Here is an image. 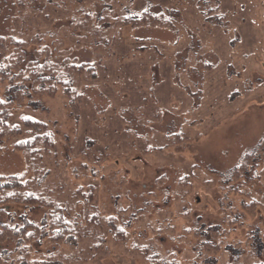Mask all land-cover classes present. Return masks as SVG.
Listing matches in <instances>:
<instances>
[{
	"label": "rangeland",
	"instance_id": "374dc122",
	"mask_svg": "<svg viewBox=\"0 0 264 264\" xmlns=\"http://www.w3.org/2000/svg\"><path fill=\"white\" fill-rule=\"evenodd\" d=\"M99 1L90 5L98 16L150 9L175 26L104 25V39L75 30L71 18L31 26L26 35L45 31L53 60L94 63L98 77L75 84L84 94L79 117L62 90L56 98L29 96L25 110L56 134L57 156L44 162L45 183L64 186L53 196L73 202L77 188L94 184L92 212L117 216L128 240L90 226L80 236L88 222L76 216L74 242L37 248L44 257L68 256L69 264L264 261V0ZM12 12L11 0H0V35L9 34ZM249 153L256 154L252 164L234 178ZM25 168L21 153H0V174ZM241 201L258 206L232 213ZM16 210L14 226L27 221L23 216L44 219L41 207ZM210 228L228 241L209 257L203 242L212 238Z\"/></svg>",
	"mask_w": 264,
	"mask_h": 264
},
{
	"label": "trees",
	"instance_id": "16d2710c",
	"mask_svg": "<svg viewBox=\"0 0 264 264\" xmlns=\"http://www.w3.org/2000/svg\"><path fill=\"white\" fill-rule=\"evenodd\" d=\"M81 1L84 5H76L75 0H11V29L9 34L0 35V153H21L26 166L23 172L17 174H0V264H69L68 256L59 258L51 253L44 257L37 246L74 242L79 237L76 216L88 222L82 226L80 236L87 235L90 226L102 232L103 236L108 231L117 242L128 240L126 228L118 223L117 216H101L92 212L91 207L96 200L94 184L88 188H77L72 197L74 201L71 202L59 200L52 194L62 190L63 184L51 187L45 183L49 169L44 166V162L51 155L57 156V138L48 122L27 113L25 108L28 106V97L36 94L56 98L62 90L70 101L72 112L79 117L84 94L75 84L84 77L96 79L98 71L94 63H78L68 56L61 62L53 60L51 49L44 44L45 31L36 30L30 35L26 34L33 25H36L35 28H40L43 23L44 26H49L64 18H71L75 30L94 39H104L103 29L107 26L173 28L175 24L170 16L154 13L150 9L134 10L127 15H121L118 10L114 14L110 9H104L98 16L90 5L100 2L99 0ZM118 2L119 0H113L115 5ZM32 3L42 7L33 6ZM31 47L33 57L29 58L28 50ZM263 148L264 138L259 143V150ZM255 155L246 154L234 167L232 176L236 178L244 175ZM21 205L44 208L42 222L28 220L23 216L27 221L22 226L10 224L11 219L21 217L16 210ZM257 206L258 201H241L232 213L244 208L252 211ZM207 231L212 237L203 242L207 256H216L220 254V250H227L228 240H219L220 233L217 229L210 228ZM234 244L238 245L240 242ZM9 245L10 250L7 248ZM152 261L157 263L155 258ZM225 263L249 264L238 256ZM252 264H264V261Z\"/></svg>",
	"mask_w": 264,
	"mask_h": 264
}]
</instances>
